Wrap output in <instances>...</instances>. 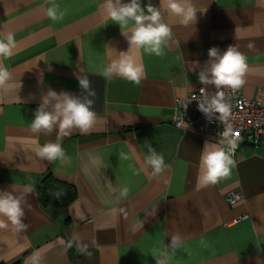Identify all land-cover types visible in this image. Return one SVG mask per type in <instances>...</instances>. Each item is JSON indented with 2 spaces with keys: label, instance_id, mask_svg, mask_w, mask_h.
<instances>
[{
  "label": "crops",
  "instance_id": "obj_1",
  "mask_svg": "<svg viewBox=\"0 0 264 264\" xmlns=\"http://www.w3.org/2000/svg\"><path fill=\"white\" fill-rule=\"evenodd\" d=\"M55 2L68 11L54 22L46 15L48 0H0V39L12 33L16 42L0 64L17 86L0 90V191L21 199L29 226L20 233L11 225L0 229V264H34V257L37 264H157L165 252L167 264H264V142L239 148L230 176L203 186L201 152L205 141L219 139L171 124L177 99L201 84L212 47L235 46L245 55L243 94L264 100V0H191L197 13L188 25L166 11V0H151L173 36L162 56L130 50L145 69L139 85L101 74L129 51L122 31L132 22L121 30L107 17L105 0ZM48 89L80 98L96 116L90 132L73 129L60 138L63 162L36 154L38 146L57 142L58 129H30ZM145 142L164 156L159 177L150 168L135 174L149 155ZM47 172L74 185L73 201L40 203L36 185ZM125 186L127 198L119 195ZM235 190L240 197L231 204L227 195ZM174 234L183 240L175 254L167 247Z\"/></svg>",
  "mask_w": 264,
  "mask_h": 264
},
{
  "label": "clouds",
  "instance_id": "obj_2",
  "mask_svg": "<svg viewBox=\"0 0 264 264\" xmlns=\"http://www.w3.org/2000/svg\"><path fill=\"white\" fill-rule=\"evenodd\" d=\"M48 3L50 6L46 10L47 17L54 22L63 20L68 10H61L55 0H48ZM162 3L163 0H161ZM103 7L107 17L118 23L121 30L128 28L129 22H132V27L128 31H122L130 45L129 51L120 53L119 58L106 66L101 74L109 79L119 76L139 85L145 76V69L143 64L138 63L129 54L130 50L135 47L149 55H164V48L173 36L172 28L164 22L161 6L159 8L154 6L151 0L143 7L140 0H130L129 3H122L121 0H105ZM166 11L180 17V23L183 25L196 21L197 11L191 0H166ZM15 47L16 42L13 34L8 33L6 37L0 39V58H10ZM208 57L206 65L199 71L198 79L202 85H213L216 91L212 94L202 87L200 89L202 99L198 101V108L209 120L217 117L223 126H226L219 135L220 139L217 143L205 141L200 156L199 176V182L203 186L215 185L229 177L232 168L236 165L233 153L238 143L233 136L231 125L228 124L231 117V105L226 102L223 89H230L233 93L241 89L246 83L245 76L249 70L245 55L235 46H228L223 52L212 47L208 50ZM12 79L9 69L0 64V90L7 92L17 87L10 83ZM184 106L187 107V105ZM95 122V113L88 104L81 102L80 98L67 92L57 93L48 89L46 94L42 95L41 103L35 110L30 129L34 134H48L54 129H58V136L57 142H46L42 146H38L37 156L50 162L66 161L68 157L58 142L60 138L70 135L73 129H78L81 133H88L93 129ZM145 143L149 155L144 159V167L134 170L135 174L150 168L152 176L159 177L167 168L164 156L157 153L150 143ZM119 157L125 160L131 159L125 153H120ZM26 190L30 191L31 189ZM128 192L129 189L125 186L120 189L119 195L127 198ZM55 195L59 197L61 193L57 192ZM0 217L4 218L0 219V229L8 228L11 225L15 232L20 233L27 231L29 227L23 222L22 202L14 191H0ZM201 244L207 246L206 241L201 240ZM182 246V237L179 234H174L167 247L175 254L176 250L182 249ZM78 251L90 255L86 245H78ZM160 255L161 258L156 260L157 264H167L168 254L165 252ZM33 261L34 264H37L38 257H34Z\"/></svg>",
  "mask_w": 264,
  "mask_h": 264
},
{
  "label": "built area",
  "instance_id": "obj_3",
  "mask_svg": "<svg viewBox=\"0 0 264 264\" xmlns=\"http://www.w3.org/2000/svg\"><path fill=\"white\" fill-rule=\"evenodd\" d=\"M202 87L204 85H197L195 89L187 91L182 98L177 99L171 124L186 133L209 134L220 139L219 135L226 125L223 126L217 117L209 120L198 108V101L202 99L200 91ZM223 91L226 102L231 105V117L228 124L231 125L233 136L238 143L233 153L234 156L244 145L255 148L264 142V100L260 96L246 97L242 88L235 93L230 89H223ZM209 93L214 94L215 92ZM239 197V191H231L227 195V201L232 204Z\"/></svg>",
  "mask_w": 264,
  "mask_h": 264
},
{
  "label": "trees",
  "instance_id": "obj_4",
  "mask_svg": "<svg viewBox=\"0 0 264 264\" xmlns=\"http://www.w3.org/2000/svg\"><path fill=\"white\" fill-rule=\"evenodd\" d=\"M57 192L61 193L59 197L55 195ZM36 194L43 205L64 206L73 201L76 190L74 185L57 180L51 172H47L38 181Z\"/></svg>",
  "mask_w": 264,
  "mask_h": 264
}]
</instances>
